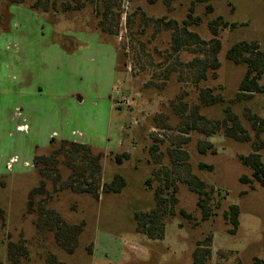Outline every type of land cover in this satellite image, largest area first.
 <instances>
[{
    "label": "rangeland",
    "instance_id": "obj_1",
    "mask_svg": "<svg viewBox=\"0 0 264 264\" xmlns=\"http://www.w3.org/2000/svg\"><path fill=\"white\" fill-rule=\"evenodd\" d=\"M108 2L114 4L113 14L105 27L113 34L100 28ZM210 4L212 12L208 4H198L192 15L199 21L188 26L192 0H97L73 14H44L27 5L8 10L0 1V209L6 214L5 224L0 221V264H10L9 242L27 247L30 259L23 264H46L50 256L67 264H194V251L209 237L208 264L264 261V188L242 182L245 176L251 181L252 173L240 161L258 151L264 162V132L253 128L248 117L264 118V95L237 101L247 68L226 57L239 42L259 43L264 52V0ZM219 17L234 26L220 32L218 76L214 79L208 69L207 79L198 81L202 68L195 59L210 66L215 43L209 25ZM170 21L178 27H167ZM183 27L206 44L181 41L175 50L174 34L184 38ZM206 88L222 102L202 107L199 96ZM228 108L239 117L249 142L226 137L224 129L212 137L193 131L195 111L206 122H216ZM18 120L27 126L22 133L16 132ZM74 131L82 137L73 136ZM53 133L56 142L77 140L104 151L102 183L117 173L128 183L121 194L96 200L59 186L55 190L57 173L49 172L47 208L68 226L84 223L73 254L37 225L38 204L45 197L37 196L33 211L27 206L41 178L34 157L57 148L50 147ZM202 142L213 144L216 154H201ZM122 153L130 159L119 165L113 158ZM13 157L19 162L10 171L6 163ZM61 169L62 180L68 179L69 172ZM167 174L178 188V202L163 217L164 239L151 240L136 232L135 214L154 209V191ZM194 178L209 192L206 221L198 195L183 182ZM235 205L241 210L240 227L232 233L225 213Z\"/></svg>",
    "mask_w": 264,
    "mask_h": 264
},
{
    "label": "trees",
    "instance_id": "obj_2",
    "mask_svg": "<svg viewBox=\"0 0 264 264\" xmlns=\"http://www.w3.org/2000/svg\"><path fill=\"white\" fill-rule=\"evenodd\" d=\"M10 7L15 5H27L32 10L44 14H60V13H79L83 11L87 3L96 4L97 0H0ZM105 1V0H100ZM213 1L218 0H192V6L190 8L189 18L190 22L185 21V25H191L192 22H198L199 19L193 18V12L198 4H208L207 9L209 12L213 11V6L210 4ZM167 4H170L172 0H166ZM113 5L108 2L105 5V13L103 14V20L100 22V28L104 33L113 34L108 29L105 20L113 14ZM120 9V5H119ZM98 14V12H97ZM118 14V13H117ZM120 17V14H118ZM0 16V20H1ZM165 21V19H163ZM160 20V22H164ZM167 27L172 28L173 25H177L175 21L166 23ZM234 26L233 24H231ZM224 20L223 17H219L216 20L210 22V30L214 36L211 41L214 47L211 49L210 54L212 61L210 66L205 65L201 59H195V64L201 69L197 80H206L207 72L215 79L217 78L218 70L220 69L219 53L221 52L222 43L220 39V32L223 29H227L231 26ZM185 37L174 34V42L176 44L175 50H178L182 46L184 41L186 44H206L205 41L197 34L190 32L186 27H183ZM226 57L229 61L238 66H246V74L241 81L237 93V101L252 99L255 94L264 95V52L261 51L259 43L239 42L234 44L227 52ZM200 104L202 107H212L222 102V97L215 95L213 89L206 88L201 91ZM226 117L223 120L216 122H206L203 116L199 115L197 111L192 114V126L193 131L198 132L206 137H212L220 130L225 131V135L228 138L240 141L249 142L250 137L248 132L243 127L239 117L231 112V109H226ZM249 120L253 128L257 129L259 133L264 132V118H260L256 115L249 114ZM188 125V124H187ZM57 146V148L54 147ZM50 147H54L51 154L46 156L35 155L33 164L36 174L40 176L39 185L32 189L28 197V209L33 211L37 205V196L42 198V204L39 206L38 227L43 231L49 230L53 233L54 239L57 245L64 249L69 254H73L77 244V235L82 231L84 223L78 226H68L64 223L61 215L53 210L48 209L47 203V187L50 180L49 172H56L57 178L53 179L55 190L58 188L64 190H70L79 195L91 196L92 198L99 200L103 195L114 194L119 195L127 187L126 178L117 173L111 181L102 183L100 180L102 172V160L105 158L104 151L97 150L89 145L79 144L67 140L56 142L51 141ZM38 150V149H37ZM199 151L201 154L208 152L216 154V149L211 143L202 142L199 145ZM96 153V154H95ZM81 159V163L78 164L77 159ZM114 161L121 165L124 160L130 159V155L127 153L114 155ZM241 163L250 169L252 173V179H248L246 176L242 178L243 183L256 182L262 188H264V162L262 155L258 151L252 152L248 156L240 157ZM65 168L69 172V177L66 180H62V169ZM212 168V167H209ZM159 180V175H156ZM161 184L154 191L155 207L148 213H136L135 224L136 232L148 237L151 240H163L165 236V224L163 223V217L167 212L168 206H175L178 202L177 192L178 188L175 183L170 179L167 174L164 180H161ZM188 185L190 190L198 195V207L203 212V220H209L210 210L208 209L209 192L207 191V185L199 178L193 180L183 181ZM152 181H147L146 185L150 186ZM166 191L167 194H166ZM167 195V197H165ZM182 215L187 216L185 211H181ZM240 215L241 210L238 206H231L225 213L226 220L232 226V233L237 232L240 227ZM0 221L5 224L6 214L4 210L0 209ZM74 242L75 246L68 245V242ZM212 237H209L205 245L199 244L193 253L194 264H208L212 258L211 250ZM205 246V248H204ZM204 248V249H203ZM7 253L10 264H23V261L30 259V254L27 247L24 244L9 242L7 245ZM91 254V248L88 250ZM46 264H67L59 262L55 256H50L46 260ZM254 264H264L263 260L255 259Z\"/></svg>",
    "mask_w": 264,
    "mask_h": 264
},
{
    "label": "built area",
    "instance_id": "obj_3",
    "mask_svg": "<svg viewBox=\"0 0 264 264\" xmlns=\"http://www.w3.org/2000/svg\"><path fill=\"white\" fill-rule=\"evenodd\" d=\"M18 115V117L17 118H21L20 116H21V112L20 111H18L17 110V112H16V116ZM22 122H24V121H22ZM23 125V124H22ZM23 126H25V125H23ZM23 126H20V127H18V131H23ZM26 128H27V126H25ZM19 161H18V157H13V158H11L7 163H6V165H7V169L8 170H12L13 169V167L18 163ZM24 165L25 166H30V164L29 163H24Z\"/></svg>",
    "mask_w": 264,
    "mask_h": 264
},
{
    "label": "crops",
    "instance_id": "obj_4",
    "mask_svg": "<svg viewBox=\"0 0 264 264\" xmlns=\"http://www.w3.org/2000/svg\"><path fill=\"white\" fill-rule=\"evenodd\" d=\"M118 57H119V53H118ZM11 121L14 122V118H11ZM20 122L22 123V121H20ZM20 122H19V120H18V123H16V126H17V127H16V132H17V133H22V132L18 131V127L21 126ZM23 123H24V122H23ZM19 124H20V125H19ZM72 135H73V136H80V137H82V134H81V133H78V132H76V131H74ZM50 139H51V140H52V139H56V135H55V133H53L52 135H50ZM63 140H65V139H61V141H63ZM67 141H69V140H67ZM71 142H75V143H79V144H85V145H87L86 143L81 142V141H77V140H73V141H71Z\"/></svg>",
    "mask_w": 264,
    "mask_h": 264
}]
</instances>
